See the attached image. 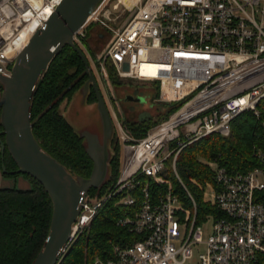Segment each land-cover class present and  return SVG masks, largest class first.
<instances>
[{"label": "built area", "instance_id": "1", "mask_svg": "<svg viewBox=\"0 0 264 264\" xmlns=\"http://www.w3.org/2000/svg\"><path fill=\"white\" fill-rule=\"evenodd\" d=\"M62 1L0 0L1 76H12L17 57ZM128 1L101 0L73 40L93 63L85 40L99 27V36L106 34L108 40L102 52H94L104 77L103 63L110 62L120 79L158 85L157 102L180 106L138 136L115 96L105 100L120 172L104 194H85L61 256L113 200L124 209L118 226L137 238L114 244L112 257L95 264H191L193 247L199 245L205 252L198 264H264V150L255 151L259 165L246 172L209 164L214 181L206 184L212 194L206 202L215 211L201 222L197 202L176 168L188 145L212 134L229 137L233 120L244 112L260 115L264 0ZM2 92L0 81V99ZM168 173L186 192L190 207L174 193Z\"/></svg>", "mask_w": 264, "mask_h": 264}, {"label": "trees", "instance_id": "2", "mask_svg": "<svg viewBox=\"0 0 264 264\" xmlns=\"http://www.w3.org/2000/svg\"><path fill=\"white\" fill-rule=\"evenodd\" d=\"M90 34L88 35V37ZM88 37L85 40L88 45ZM114 85L121 79L113 73L114 67L108 62ZM88 75L86 66L79 54L69 45L51 62L49 69L40 80L35 93L31 112L33 133L42 148L63 164L77 178H88L93 162L86 152L85 140L69 123L60 111V104L81 89ZM159 95V86L154 85ZM96 94L92 90L86 95L87 102H94ZM168 107L169 116L179 108V103ZM260 115L244 112L232 122L231 135L223 137L212 134L184 148L176 161L177 171L198 206V222H201L215 207L202 199V191L197 183L205 186L213 183V172L207 162H216L230 172H246L259 165L254 156L257 149L264 150V99L258 105ZM168 115V114H167ZM168 116V117H169ZM129 126L135 135H144L151 127L148 123H132ZM0 138L4 140V129L0 124ZM114 156L110 159V172L107 182L99 189L89 190V195H102L120 172L121 160L116 137H112ZM4 163L8 171L17 169L10 153L6 151ZM0 157V168L2 167ZM171 172L172 160L167 162ZM5 175V174H4ZM9 175V174H8ZM33 184L30 190L0 188V264H33L42 249L49 233L53 214V203L43 185L25 175ZM174 193L181 202L190 207V200L177 180ZM124 209L115 206L113 200L105 203L91 225L80 233L73 244L63 254L58 264H95L97 259L112 257L114 244H123L137 237L129 234L117 222Z\"/></svg>", "mask_w": 264, "mask_h": 264}, {"label": "water", "instance_id": "3", "mask_svg": "<svg viewBox=\"0 0 264 264\" xmlns=\"http://www.w3.org/2000/svg\"><path fill=\"white\" fill-rule=\"evenodd\" d=\"M101 0H63L45 26L38 30L16 59L11 77L0 75L3 92L0 99V124L5 138H0L2 172L5 175L24 174L40 182L53 203L50 233L33 264H58L67 246L73 224L80 213L85 194L101 188L108 180L110 159L109 140L114 136L113 122L90 63L82 49L74 42V34L85 24ZM71 46L86 66L88 80L97 96L102 121V140L91 131L80 134L85 139L86 152L93 162L90 177L77 178L57 159L48 154L33 133L31 112L38 84L51 62L63 48ZM129 69L128 64L124 66ZM127 100L143 102V97ZM8 151L17 169L8 171L4 163Z\"/></svg>", "mask_w": 264, "mask_h": 264}, {"label": "rangeland", "instance_id": "4", "mask_svg": "<svg viewBox=\"0 0 264 264\" xmlns=\"http://www.w3.org/2000/svg\"><path fill=\"white\" fill-rule=\"evenodd\" d=\"M125 18V17H124ZM124 18L122 20H124ZM87 48L92 53V61L89 60L90 67L97 79L101 92L108 101V97L115 96L118 101V106L123 113L125 120L132 123H148L151 125L150 128L156 124L166 120L169 116V108L164 106L163 103L157 102V92L154 90L152 84L138 82L134 80L121 79L120 85H114L112 83L110 71L111 68L108 62H104V70L107 76H103L102 67L96 62V53H100L104 50L108 40H100L99 27L92 28L90 36L88 37ZM95 54V55H94ZM114 67V66H113ZM118 76L116 69L114 68L113 73ZM115 75V76H116ZM119 77V76H118ZM128 96L145 97L143 102H130L127 100ZM60 111L69 121V123L75 128L79 134H83L84 131H91L98 133L102 136V121L100 113L98 111L97 103L87 102L86 94L84 93V87L77 90L71 97L66 99L60 104ZM168 114V115H167ZM212 162L205 161V164L209 166ZM165 177L170 179L173 183L176 179L172 177L171 173H168ZM2 181L0 184L1 188H16L20 190H30L33 187L32 182L24 174L16 175H1ZM194 184L195 181H193ZM202 199L204 202L212 198L211 186H203ZM208 203V202H207ZM210 203V202H209ZM211 220L204 225V230L208 233L211 230ZM194 257L191 260V264H198L200 254L205 252V246L199 245L194 246Z\"/></svg>", "mask_w": 264, "mask_h": 264}, {"label": "flooded vegetation", "instance_id": "5", "mask_svg": "<svg viewBox=\"0 0 264 264\" xmlns=\"http://www.w3.org/2000/svg\"><path fill=\"white\" fill-rule=\"evenodd\" d=\"M100 39H102V40H106L107 39V36H106V34H100ZM87 82V81H86ZM84 87V86H83ZM82 87V88H83ZM93 90V88H92V85L90 84V86H89V89H88V93H90L91 91ZM94 91V90H93ZM87 93V94H88ZM128 97H133V96H128ZM138 97H142V96H138ZM138 97H133V98H138ZM96 98H97V96H96ZM144 100H145V97L143 98ZM128 101H130V102H136V101H134V100H128ZM95 103H97V99L94 101ZM93 133H95V132H93ZM96 134H98V133H96ZM99 135V134H98ZM114 136L116 137V134H115V130H114ZM99 137H100V139L102 140V136H100L99 135ZM85 140V139H84ZM108 150H109V152H110V155L112 154V150H113V145H112V138L109 140V143H108Z\"/></svg>", "mask_w": 264, "mask_h": 264}, {"label": "bare ground", "instance_id": "6", "mask_svg": "<svg viewBox=\"0 0 264 264\" xmlns=\"http://www.w3.org/2000/svg\"><path fill=\"white\" fill-rule=\"evenodd\" d=\"M126 4L130 5L131 3H129L128 0H123ZM136 1V0H135ZM133 3V2H132ZM23 36H26L25 33L23 34Z\"/></svg>", "mask_w": 264, "mask_h": 264}, {"label": "crops", "instance_id": "7", "mask_svg": "<svg viewBox=\"0 0 264 264\" xmlns=\"http://www.w3.org/2000/svg\"><path fill=\"white\" fill-rule=\"evenodd\" d=\"M3 174L2 172V169L0 168V184H1V181H2V178H1V175ZM4 175V174H3ZM1 188V187H0Z\"/></svg>", "mask_w": 264, "mask_h": 264}]
</instances>
